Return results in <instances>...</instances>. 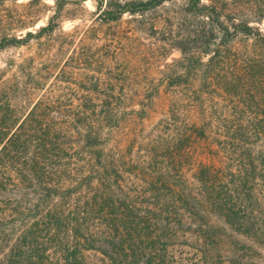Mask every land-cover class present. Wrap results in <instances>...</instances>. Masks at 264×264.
I'll list each match as a JSON object with an SVG mask.
<instances>
[{
    "label": "trees",
    "instance_id": "trees-1",
    "mask_svg": "<svg viewBox=\"0 0 264 264\" xmlns=\"http://www.w3.org/2000/svg\"><path fill=\"white\" fill-rule=\"evenodd\" d=\"M52 1L24 33L0 21V264H264V17L181 0L199 40L180 63L202 82L167 84V109L138 129V101L92 68L93 27L65 32L67 1ZM174 1L94 0L96 20Z\"/></svg>",
    "mask_w": 264,
    "mask_h": 264
},
{
    "label": "rangeland",
    "instance_id": "rangeland-1",
    "mask_svg": "<svg viewBox=\"0 0 264 264\" xmlns=\"http://www.w3.org/2000/svg\"><path fill=\"white\" fill-rule=\"evenodd\" d=\"M66 1L67 4L61 12L62 29L65 32H76L77 38L92 26L94 30L90 34L88 45L95 54V60L99 61V65L95 62L92 68L105 66L106 68L102 69L105 73L103 78L114 86L115 95L128 101H138V122L133 121L130 127L147 128L157 121L160 114L167 109V101L173 95L167 84L202 82L200 73L196 76L186 75L187 72L180 63V43L188 42L194 47L199 40L189 33L195 21L190 18H187V23L176 20L182 13L181 0L164 5L143 18L125 15L118 21L106 24L96 20L98 9L94 0ZM227 1L236 5L238 16L246 19L251 25L257 26V19L264 17V0ZM52 6V0L35 5H28L26 0L6 2L0 6V21L4 20V23L9 25L10 34H19L17 32L22 30L21 33H24L26 30L23 26L45 23L51 15ZM92 44L94 46H91ZM237 47H240V43H237ZM67 54L60 58L61 61L66 59ZM6 55L7 53L0 54V63ZM76 56L77 62L83 61L80 53ZM75 71L77 75L74 83L78 86L82 82L81 74L85 71ZM149 102L153 104L148 106ZM146 107L150 108L149 113L139 122L141 110Z\"/></svg>",
    "mask_w": 264,
    "mask_h": 264
}]
</instances>
